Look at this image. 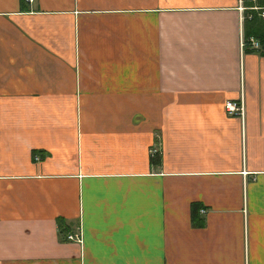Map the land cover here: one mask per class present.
<instances>
[{
  "label": "crops",
  "instance_id": "crops-1",
  "mask_svg": "<svg viewBox=\"0 0 264 264\" xmlns=\"http://www.w3.org/2000/svg\"><path fill=\"white\" fill-rule=\"evenodd\" d=\"M243 12L0 0V264H264V54Z\"/></svg>",
  "mask_w": 264,
  "mask_h": 264
},
{
  "label": "trees",
  "instance_id": "trees-1",
  "mask_svg": "<svg viewBox=\"0 0 264 264\" xmlns=\"http://www.w3.org/2000/svg\"><path fill=\"white\" fill-rule=\"evenodd\" d=\"M243 47L248 49L250 39L257 42L259 54H264V17L259 15L264 13V0H243ZM192 213L194 208H191Z\"/></svg>",
  "mask_w": 264,
  "mask_h": 264
},
{
  "label": "built area",
  "instance_id": "built-area-1",
  "mask_svg": "<svg viewBox=\"0 0 264 264\" xmlns=\"http://www.w3.org/2000/svg\"><path fill=\"white\" fill-rule=\"evenodd\" d=\"M260 16L264 17L263 12H260ZM249 41H250V46L252 48H257L258 47L257 42L255 40L250 39ZM224 107H225L226 112L229 113V114H233L237 110H238V113H240L239 107H235L233 102H230V101L226 102ZM71 237H72V239L75 238V236L68 235L67 239H70Z\"/></svg>",
  "mask_w": 264,
  "mask_h": 264
}]
</instances>
